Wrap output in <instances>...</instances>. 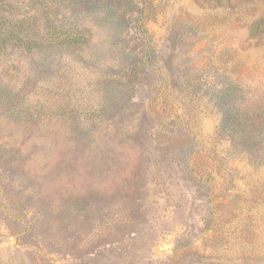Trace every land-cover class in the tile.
Segmentation results:
<instances>
[{"label": "rangeland", "instance_id": "1", "mask_svg": "<svg viewBox=\"0 0 264 264\" xmlns=\"http://www.w3.org/2000/svg\"><path fill=\"white\" fill-rule=\"evenodd\" d=\"M262 18L0 0V264H264Z\"/></svg>", "mask_w": 264, "mask_h": 264}, {"label": "trees", "instance_id": "2", "mask_svg": "<svg viewBox=\"0 0 264 264\" xmlns=\"http://www.w3.org/2000/svg\"><path fill=\"white\" fill-rule=\"evenodd\" d=\"M262 26L264 27V18H262V21H259V22L257 21L256 23H254V25L251 28L252 33H255V34L259 33ZM15 41H17V43H20V44L21 43L23 44L25 42L23 38H20V37L15 38ZM25 44L28 45L29 42H25Z\"/></svg>", "mask_w": 264, "mask_h": 264}]
</instances>
